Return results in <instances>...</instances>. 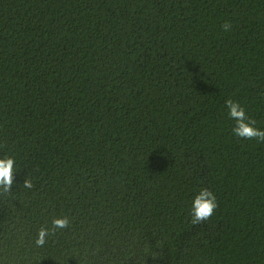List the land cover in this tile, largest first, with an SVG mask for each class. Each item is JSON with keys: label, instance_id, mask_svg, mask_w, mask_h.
<instances>
[{"label": "trees", "instance_id": "16d2710c", "mask_svg": "<svg viewBox=\"0 0 264 264\" xmlns=\"http://www.w3.org/2000/svg\"><path fill=\"white\" fill-rule=\"evenodd\" d=\"M228 99L264 129V0H0V264H264V142Z\"/></svg>", "mask_w": 264, "mask_h": 264}, {"label": "clouds", "instance_id": "9594fccd", "mask_svg": "<svg viewBox=\"0 0 264 264\" xmlns=\"http://www.w3.org/2000/svg\"><path fill=\"white\" fill-rule=\"evenodd\" d=\"M231 23H224L222 28L225 32L231 30ZM228 109V115L236 123L232 129L233 135L240 139H255L258 142H264V129L255 127V121L247 116L245 108L232 99L225 101ZM16 170V161L14 157L5 155L0 158V190L4 192L11 191L13 184V175ZM25 188H31L30 179H25ZM215 193L209 188H200L191 201L190 216L191 223L196 224L208 220L217 208ZM55 228L65 229L69 226L67 217L57 218L52 221ZM48 235L46 228H41L37 234L36 244L42 246Z\"/></svg>", "mask_w": 264, "mask_h": 264}]
</instances>
